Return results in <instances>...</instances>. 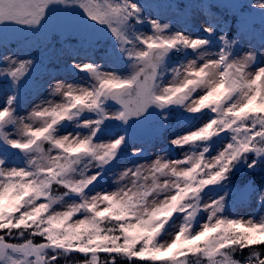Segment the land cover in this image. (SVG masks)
I'll list each match as a JSON object with an SVG mask.
<instances>
[{
	"label": "snow or ice",
	"instance_id": "obj_1",
	"mask_svg": "<svg viewBox=\"0 0 264 264\" xmlns=\"http://www.w3.org/2000/svg\"><path fill=\"white\" fill-rule=\"evenodd\" d=\"M153 7L0 0V264H264V0Z\"/></svg>",
	"mask_w": 264,
	"mask_h": 264
},
{
	"label": "rangeland",
	"instance_id": "obj_2",
	"mask_svg": "<svg viewBox=\"0 0 264 264\" xmlns=\"http://www.w3.org/2000/svg\"><path fill=\"white\" fill-rule=\"evenodd\" d=\"M177 1V0H176ZM182 1V0H179ZM190 0H188L187 4H190L191 2H189ZM221 2V0H202V2L207 3V2H213V3H217V2ZM245 0H238V2L240 3H244ZM178 2V1H177ZM251 2H254V0H252ZM192 3H199L195 0H192ZM201 4V3H200ZM150 5H164L165 7H160V8H156L153 7L150 9V11L152 12L153 15H160L163 16L165 18H167L168 20L172 21L175 24L178 25H183V21L179 18L178 13L180 12V9H172L169 7H166V5H168L166 2H164V0H150ZM202 14L207 15L209 12L206 9H202L201 10ZM230 17H232L233 13L229 12ZM195 19H199V17H195ZM254 23H256L258 25V17L255 18ZM239 27V26H238ZM254 44H256L257 46H259V37H258V29H257V36L256 39L252 41ZM103 45V44H101ZM98 46V51L100 49V46ZM14 51H21V49L19 47H14L13 48ZM33 48L30 49H24L25 52L28 51H32ZM2 49L0 50V54H2ZM69 61V58L67 56H63L62 57V65L60 66L59 70H56L54 67V65L51 62V65L49 67L50 71H53V73L50 74L46 72V69L43 68V66H41L39 68V70L34 74V83L36 84H40L43 85V82L50 78L51 76H56L60 79H63L65 77L69 78V80H80V75H76V74H70L67 70V62ZM58 71V73H57ZM6 90V88H3L2 86H0V97L3 96L4 91ZM35 97V93L33 92L32 96H27L26 95V99H25V103L27 104L29 100L34 99ZM38 102V101H36ZM154 158V157H153ZM256 182L254 183L255 186H259V184L262 182L260 176L258 175L256 178ZM249 186H251V184H249ZM241 190V195L244 192L245 186H242L239 188ZM235 213L238 215H246L249 213H259L260 212V206H259V202L258 199H256L254 196L249 195L246 199V203L243 204H238V206L235 208Z\"/></svg>",
	"mask_w": 264,
	"mask_h": 264
},
{
	"label": "trees",
	"instance_id": "obj_3",
	"mask_svg": "<svg viewBox=\"0 0 264 264\" xmlns=\"http://www.w3.org/2000/svg\"><path fill=\"white\" fill-rule=\"evenodd\" d=\"M232 27V26H231ZM233 28V27H232Z\"/></svg>",
	"mask_w": 264,
	"mask_h": 264
}]
</instances>
